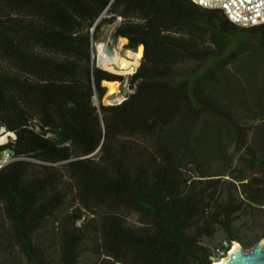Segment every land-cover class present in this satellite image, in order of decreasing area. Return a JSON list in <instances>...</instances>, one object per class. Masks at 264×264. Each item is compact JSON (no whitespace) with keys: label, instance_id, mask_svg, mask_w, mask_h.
<instances>
[{"label":"trees","instance_id":"obj_1","mask_svg":"<svg viewBox=\"0 0 264 264\" xmlns=\"http://www.w3.org/2000/svg\"><path fill=\"white\" fill-rule=\"evenodd\" d=\"M107 27L142 47L112 105L124 73L91 58ZM262 123L264 24L191 0H0V264L219 261L264 208Z\"/></svg>","mask_w":264,"mask_h":264},{"label":"rangeland","instance_id":"obj_2","mask_svg":"<svg viewBox=\"0 0 264 264\" xmlns=\"http://www.w3.org/2000/svg\"><path fill=\"white\" fill-rule=\"evenodd\" d=\"M110 33H111L110 27L104 28L102 31L100 41L93 44V54H94L95 62H96L95 53L97 51L103 50L106 46H109L111 49H113L114 52H118L120 57L125 56L124 55L125 50L123 49L125 41H121L120 39H118L117 41L113 42ZM109 67H113V66H109ZM104 71H107V69ZM116 71L119 70L117 69ZM134 71H135L134 69H132V71H125V70L122 71L124 75H120V76L123 77L124 81L114 83L115 91L113 94H109L108 87L105 84H102V86L106 88V94L102 100L103 105L117 104L125 97V95L129 92L126 87L125 79ZM260 129L264 131V123L260 125ZM2 136H0V138ZM255 175L259 176V173H255L254 176ZM248 221L249 220L246 217H242L238 222H236L235 225L240 228L239 239L241 242L240 243L234 242V243H237L241 247V249L246 251L252 249L257 243H261L263 245V250H264V208H262V210H260L259 212L258 211L254 212V219H253L254 224L252 226L249 225ZM225 240L226 237L221 232H218L212 238L203 239L202 244L205 245L211 252H216L221 249Z\"/></svg>","mask_w":264,"mask_h":264},{"label":"built area","instance_id":"obj_3","mask_svg":"<svg viewBox=\"0 0 264 264\" xmlns=\"http://www.w3.org/2000/svg\"><path fill=\"white\" fill-rule=\"evenodd\" d=\"M193 4L223 13L228 21L240 27H255L264 24V0H191ZM3 135V136H2ZM4 140L0 145L14 139L12 133L0 130ZM13 158L4 151L0 158V168L11 162Z\"/></svg>","mask_w":264,"mask_h":264},{"label":"water","instance_id":"obj_4","mask_svg":"<svg viewBox=\"0 0 264 264\" xmlns=\"http://www.w3.org/2000/svg\"><path fill=\"white\" fill-rule=\"evenodd\" d=\"M119 38H112V41L115 42ZM104 54L107 56H111L114 54L113 49H111L109 46H106L104 48ZM91 58L94 59V54L92 52ZM135 62L130 61L126 59L125 57H119L118 59V70L122 71L124 69H127L131 67V65H134ZM140 64V60L136 66L135 69L138 68ZM95 66L100 68L95 62ZM101 69V68H100ZM134 69V70H135ZM94 105L97 106V99L94 98ZM225 264H264V250H263V245L261 243H257L252 249L246 251L243 249H240L233 253L229 259L225 262Z\"/></svg>","mask_w":264,"mask_h":264},{"label":"bare ground","instance_id":"obj_5","mask_svg":"<svg viewBox=\"0 0 264 264\" xmlns=\"http://www.w3.org/2000/svg\"><path fill=\"white\" fill-rule=\"evenodd\" d=\"M121 41H124L123 39H120ZM125 58L135 62L134 65H131V67L124 69L125 71H132V69H135L139 60L141 59V55H142V47H138L136 52H131V51H125ZM119 54L118 52H114L113 55L111 56H107L104 54V49L97 51L95 53V60L98 64V66L103 69L106 70L109 66H113V68H115L116 70L118 69V59H119ZM122 70V71H124ZM103 84H105L108 87V93L109 94H113L115 91V84L114 83H107L104 82ZM4 139L0 138V142H2ZM262 245V244H261ZM241 247L237 244L234 243L230 246L227 254L221 258L219 261L214 262L212 264H225V262L229 259V257L235 253L236 251L240 250Z\"/></svg>","mask_w":264,"mask_h":264},{"label":"crops","instance_id":"obj_6","mask_svg":"<svg viewBox=\"0 0 264 264\" xmlns=\"http://www.w3.org/2000/svg\"><path fill=\"white\" fill-rule=\"evenodd\" d=\"M125 41V40H124Z\"/></svg>","mask_w":264,"mask_h":264}]
</instances>
